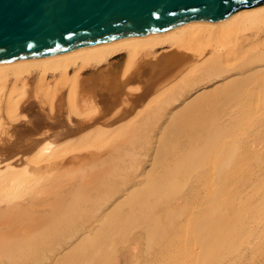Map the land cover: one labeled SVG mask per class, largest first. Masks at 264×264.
<instances>
[{
  "label": "bare ground",
  "instance_id": "1",
  "mask_svg": "<svg viewBox=\"0 0 264 264\" xmlns=\"http://www.w3.org/2000/svg\"><path fill=\"white\" fill-rule=\"evenodd\" d=\"M263 258L264 4L0 64V264Z\"/></svg>",
  "mask_w": 264,
  "mask_h": 264
},
{
  "label": "water",
  "instance_id": "2",
  "mask_svg": "<svg viewBox=\"0 0 264 264\" xmlns=\"http://www.w3.org/2000/svg\"><path fill=\"white\" fill-rule=\"evenodd\" d=\"M261 4L264 0H0V64L193 21H221Z\"/></svg>",
  "mask_w": 264,
  "mask_h": 264
},
{
  "label": "rangeland",
  "instance_id": "3",
  "mask_svg": "<svg viewBox=\"0 0 264 264\" xmlns=\"http://www.w3.org/2000/svg\"><path fill=\"white\" fill-rule=\"evenodd\" d=\"M34 209H36V207H34ZM33 211H34V210H33ZM39 211H40V212H39ZM35 212H36L37 215H39V213L43 212V214L41 213V216H43V215L45 214V213H44V212H45L44 210H37V209H36ZM46 213H48V212H46ZM36 214H35V215H36ZM46 215H47V214H46ZM39 216H40V215H39ZM44 216H45V215H44ZM44 216H43V217H44ZM20 231H22V230H19V229H18V233H19ZM15 233L18 234L17 231H16ZM263 261H264V258L262 259L261 264H264ZM259 264H260V263H259Z\"/></svg>",
  "mask_w": 264,
  "mask_h": 264
}]
</instances>
